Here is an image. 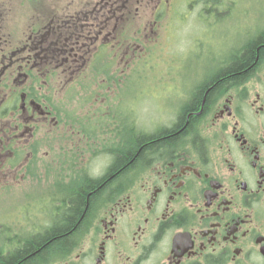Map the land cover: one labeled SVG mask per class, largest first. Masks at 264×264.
Instances as JSON below:
<instances>
[{
  "label": "flooded vegetation",
  "instance_id": "obj_1",
  "mask_svg": "<svg viewBox=\"0 0 264 264\" xmlns=\"http://www.w3.org/2000/svg\"><path fill=\"white\" fill-rule=\"evenodd\" d=\"M133 1L111 0L105 14L97 7L98 19L109 13L112 24ZM215 1L189 7L202 6L201 16ZM61 16L13 50L0 26V263L29 260L37 251L18 255L40 238L47 253L37 264H264V27L243 23L173 118L150 129L125 112L116 133L110 103L68 94L86 41L74 27L68 35ZM115 29L96 24L95 40L115 47ZM252 45L254 63L222 73ZM132 145L142 157L118 166ZM86 186L92 202L69 229L72 200ZM59 228L72 232L66 245L56 243Z\"/></svg>",
  "mask_w": 264,
  "mask_h": 264
},
{
  "label": "rangeland",
  "instance_id": "obj_2",
  "mask_svg": "<svg viewBox=\"0 0 264 264\" xmlns=\"http://www.w3.org/2000/svg\"><path fill=\"white\" fill-rule=\"evenodd\" d=\"M197 1L204 0H134L125 8L121 5L109 24L111 15L103 22L97 7L105 14L111 0H0V26L13 50L29 41L35 26L45 30L40 27L43 21L47 25L51 16L62 15L68 35L74 27L86 41L80 60L69 70L73 81L68 94L98 99L106 110L110 103L116 133L127 126V112L133 113L135 126L152 129L174 117L198 82L210 75L206 69L211 63H220L227 47L236 44L243 23L252 26L258 20L259 29L264 27V0H217L210 3L211 12L201 16L202 6L189 7ZM97 21L105 33L116 27L115 47L105 39L104 44L95 40ZM61 58L56 54L53 61L60 63ZM58 73L57 79H69L68 72Z\"/></svg>",
  "mask_w": 264,
  "mask_h": 264
},
{
  "label": "trees",
  "instance_id": "obj_3",
  "mask_svg": "<svg viewBox=\"0 0 264 264\" xmlns=\"http://www.w3.org/2000/svg\"><path fill=\"white\" fill-rule=\"evenodd\" d=\"M261 42L263 44L262 49L260 50V56L259 59L260 60L263 55H264V37H262ZM255 47L256 45H252L249 48H247V50L245 51L244 55L242 57H233L231 59L232 64L231 66L223 71L222 73H241L242 71L245 70V68H247V66H250L252 63H254V61H256V52H255ZM221 74V72H220ZM244 75H236L233 77L228 78L229 83L231 84L233 81H238L240 79L243 78ZM211 97V93L208 94V99L210 100ZM200 97L197 99L196 104L199 103ZM132 143H138L137 140H132ZM138 154V155H137ZM137 155V156H136ZM143 155V151L141 150L139 152V147L132 145V146H128L125 150L124 153L121 154L120 158H119V165L121 166L124 163H129V161H136L139 158H141ZM89 187L88 189L92 188V183H88L87 184ZM87 186L83 191H80L77 193V195H75V198L72 200V208L69 210L68 212V217L66 218V221L64 223L67 224V228L72 229L74 227V225L79 221V218L82 217V213H84V210L86 208V201L87 198L89 197V204L92 202L93 199V195L89 196V192H88ZM90 206V205H89ZM84 218V217H83ZM84 219H82L83 221ZM56 234L61 235L63 234L61 231V228L57 229L55 231ZM71 231H68V234L65 235L63 234L62 237H60L56 243L58 245H66L68 244V242L71 240ZM44 242V240H41L40 238L36 240V242L32 243L31 245L27 246V251L26 252H22L18 255L19 258H21V256H23L25 253H27L28 251H33L32 253H36L34 254L33 257H31L29 260L24 261L22 264H37L40 260H43L46 256V248H42V243ZM42 249V250H40ZM18 261L16 262V258L15 259H6L5 261L1 262L0 264H17Z\"/></svg>",
  "mask_w": 264,
  "mask_h": 264
},
{
  "label": "bare ground",
  "instance_id": "obj_4",
  "mask_svg": "<svg viewBox=\"0 0 264 264\" xmlns=\"http://www.w3.org/2000/svg\"><path fill=\"white\" fill-rule=\"evenodd\" d=\"M227 55H228V54H227ZM211 73H213V75H214V74H216V73H218V72H217L216 70H213ZM207 79H208V78H207L206 76H204V79H203V80L201 79V81L198 82V83H200V84H198V85L203 84V82H205ZM195 85H197V84H195ZM198 85H197V86H198ZM195 94H196V93L194 92V93L192 94L191 98H192ZM191 98H190V99H191Z\"/></svg>",
  "mask_w": 264,
  "mask_h": 264
}]
</instances>
